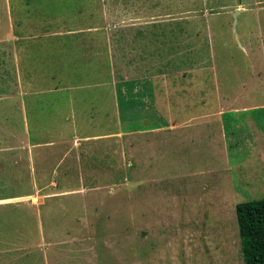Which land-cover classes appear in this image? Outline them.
Masks as SVG:
<instances>
[{
	"label": "rangeland",
	"instance_id": "1",
	"mask_svg": "<svg viewBox=\"0 0 264 264\" xmlns=\"http://www.w3.org/2000/svg\"><path fill=\"white\" fill-rule=\"evenodd\" d=\"M258 104L264 0H0V264H244Z\"/></svg>",
	"mask_w": 264,
	"mask_h": 264
},
{
	"label": "trees",
	"instance_id": "2",
	"mask_svg": "<svg viewBox=\"0 0 264 264\" xmlns=\"http://www.w3.org/2000/svg\"><path fill=\"white\" fill-rule=\"evenodd\" d=\"M235 213L244 264H264V198L237 203Z\"/></svg>",
	"mask_w": 264,
	"mask_h": 264
},
{
	"label": "crops",
	"instance_id": "3",
	"mask_svg": "<svg viewBox=\"0 0 264 264\" xmlns=\"http://www.w3.org/2000/svg\"><path fill=\"white\" fill-rule=\"evenodd\" d=\"M9 31H7V38L10 37V35L8 34ZM4 103V101H3ZM10 104V102H9ZM264 105L263 104H258V105H253V106H250V107H263ZM5 110V109H4ZM6 111V114H8L9 116V112L10 110H5ZM9 120V119H8ZM5 139H8L9 141L7 143H4L5 142ZM10 139H11V133L10 131H7V133L5 132L4 133V136H3V146L0 147V153L2 152H6L7 153V161L9 162L10 161V158H9V154L11 153L12 149H14V147L12 146L11 142H10ZM0 161L4 162V157H1L0 158ZM25 196V195H24ZM11 199V197H0V203H7V202H10L9 200Z\"/></svg>",
	"mask_w": 264,
	"mask_h": 264
}]
</instances>
